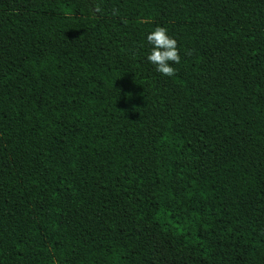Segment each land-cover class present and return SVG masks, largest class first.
Listing matches in <instances>:
<instances>
[{
	"label": "trees",
	"instance_id": "16d2710c",
	"mask_svg": "<svg viewBox=\"0 0 264 264\" xmlns=\"http://www.w3.org/2000/svg\"><path fill=\"white\" fill-rule=\"evenodd\" d=\"M0 264H264V0H0Z\"/></svg>",
	"mask_w": 264,
	"mask_h": 264
},
{
	"label": "clouds",
	"instance_id": "9594fccd",
	"mask_svg": "<svg viewBox=\"0 0 264 264\" xmlns=\"http://www.w3.org/2000/svg\"><path fill=\"white\" fill-rule=\"evenodd\" d=\"M147 44L151 46L146 59L155 66L162 76L172 77L175 69L173 64L180 62L175 39L164 27H156L146 35ZM171 62V63H170Z\"/></svg>",
	"mask_w": 264,
	"mask_h": 264
}]
</instances>
